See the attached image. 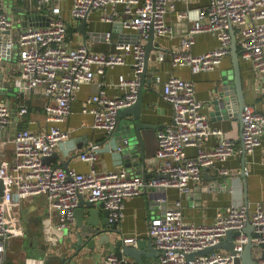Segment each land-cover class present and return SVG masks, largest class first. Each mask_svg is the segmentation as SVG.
Instances as JSON below:
<instances>
[{"label": "built area", "instance_id": "obj_1", "mask_svg": "<svg viewBox=\"0 0 264 264\" xmlns=\"http://www.w3.org/2000/svg\"><path fill=\"white\" fill-rule=\"evenodd\" d=\"M189 2L71 0L70 20L97 11L100 21L120 23L124 30L139 36L135 43L115 42L113 51H93L85 43L73 45L68 40V27L72 21L62 15V7L55 0L42 1L46 17L39 20L41 25L26 26L17 34L13 32L14 24L7 4L0 0V64L14 59L19 67L17 82L46 98L44 113L48 124L47 130L41 133L29 128L15 129L6 141L2 132L13 124L15 116L24 115L27 107L21 105L16 109L0 100V179L4 182L0 201V264L5 260L11 239L25 235L17 219L6 211V207L14 202L46 194L49 210L55 215V219L50 220L51 225L61 231H72L76 222L75 208L79 196H83L95 203H103L109 213V222L118 223L123 217L127 198L155 187H175L181 193L189 194L194 184L202 179L206 168L216 167L217 163L238 153L237 138L210 124L202 110L203 104L196 96L195 82L170 75L165 80L160 76L155 78L157 83L163 82L162 96L172 106L171 123L156 133V176L145 179L125 168L97 170L100 149L94 142L79 154V159L89 165L86 172L43 161L70 139V131L64 123L72 113V103L81 86L104 75L107 68L129 64L132 68L130 77L120 75L118 78L120 95L110 96L100 87L88 96L81 109L92 116L94 129L109 135L116 131L119 110L135 102L142 82L148 33L153 29L155 38L171 34L174 29L167 22L169 14L182 19L185 26L179 47L168 57L173 67H187L192 74L216 69L224 57L230 55L232 28L238 32L235 38L239 57L251 63L258 73L262 82L259 88L264 93V0H208L195 15L188 8H178L180 3ZM201 33L212 34L218 44L209 51L193 54L192 46ZM108 43H111L109 38ZM158 59L163 61L165 56L160 54ZM3 90L0 86V91ZM263 136L264 112L245 104L240 135L245 155L253 154ZM209 138L215 139L212 147L205 146ZM8 142L13 144L12 159L5 154ZM189 146L196 147L194 156L186 155L185 148ZM121 149V146L117 147L118 151ZM219 173L222 176L230 174L224 167L219 168ZM247 226H252L251 234L244 232ZM228 231L239 232L233 237L235 254L216 249L187 259L188 254L224 240ZM249 235H252L254 260L264 264V203L254 207L242 202L232 203L218 210L212 223H195L184 218L181 203L177 201L161 216L152 218L148 226V236L159 252L157 264H235ZM27 263L43 262L27 259ZM96 264H132V261L109 254Z\"/></svg>", "mask_w": 264, "mask_h": 264}, {"label": "crops", "instance_id": "obj_2", "mask_svg": "<svg viewBox=\"0 0 264 264\" xmlns=\"http://www.w3.org/2000/svg\"><path fill=\"white\" fill-rule=\"evenodd\" d=\"M42 1L44 0H31V6L34 9H38L39 6L43 8L45 5ZM55 2L60 3L62 15L69 22L72 21L70 20L71 0H55ZM207 3L208 0H190L188 4L180 3L178 8H188L195 15L197 9L207 5ZM6 4L7 7L10 5L17 9L22 7L23 0H10ZM13 8H11L13 17L10 14L9 16L13 21V32L15 33L26 26L18 20V13ZM167 22L174 30L164 38H155L154 44L156 48L151 50V54H156L157 58L149 59L148 61L144 77V92L142 94L143 110L141 119L144 122L158 126L151 136L144 138V153L148 157L146 160L150 159L151 163L149 167L150 176L153 177L158 174L154 162L157 150L156 133L159 128L161 129L172 121V106L163 98V82L157 83L155 80L157 76H160L162 80H165L170 75L193 80L195 82L196 96L202 102V110L207 115L210 124L237 138L238 153L224 162L217 163L216 167L206 168L203 171L202 179L194 184L189 194L181 193L175 187H155L147 189L145 193L138 196L127 198L124 202L123 217L117 226L121 231V236L125 239H150L148 226L151 219L161 216L166 208L173 207L177 201L181 203V211L184 218L195 223H212L218 210L232 203H245L244 181L240 177L243 157L240 139L241 120L238 119L236 111L233 110L232 112V109H229L230 112L224 115L219 110L216 111L215 105L212 103L215 96V86H217L222 74L232 68L231 56L224 57L216 69L197 74H192L187 67H173L168 57L170 52L179 47L180 38L185 34V26L184 21L177 18L175 14H169ZM79 24V20L70 22L68 40L73 45L85 43L93 51H113L115 42L123 41V39L128 40V38L124 37L134 34L114 26V24L100 21L99 12L97 11L88 14L85 32L77 29ZM237 33V30H235L234 35L237 36ZM107 35L109 36L110 44L108 43ZM217 44L218 41L212 34L201 33L197 35L191 52L193 54H201L213 49ZM160 54L165 56V60L161 61L158 59ZM239 59L245 104L252 105L257 111L264 112V93L259 88L262 85L261 78L255 72L251 63L243 61L240 57ZM0 65V86L4 87V90L0 93V100L7 101L16 109L21 105L27 107V112L24 115L14 117L13 124L6 127L2 132V137L6 141L9 140L11 132L15 129L29 128L38 133L47 130L48 124L45 122L44 113L46 98L28 89L24 84L17 82L19 67L14 59H9ZM131 73L132 68L129 64L114 66L107 68L104 75L97 77L93 82L81 86L72 103V113L64 123V127L70 131V139L57 148L54 153L55 156L49 164L57 167H63V164H66L67 168L86 172L89 169V165L79 159V154L87 150L89 144L94 142L99 145L100 149L99 159L96 163L97 170L107 171L121 168L128 170L124 165L121 151L117 150L118 146L122 147L123 145V141L117 131L118 127L111 135L102 130L94 129L92 127V116L84 114L81 109L88 96L96 93L100 87L105 89L110 96L120 95L121 91L117 86L118 78L120 75L130 77ZM100 82H102V85H99ZM230 105L232 106L234 103L231 102ZM223 112H226V108ZM128 119L126 117L118 120V126L122 121ZM6 144L5 154L9 159H12L13 144L11 142ZM214 144L215 139L209 138L205 146L212 147ZM185 153L189 157L194 156L196 147H186ZM220 167L228 169L229 176L220 175ZM129 173L133 174V172ZM245 177L247 205L254 207L257 203H264V136L261 145L254 150L253 154L245 156ZM228 181L231 184L230 186ZM198 187L200 189L196 190ZM6 211L8 215L17 219L18 223L23 227L25 235L11 239L7 245L3 264H28L27 259L37 263L38 261L43 262L42 264H61V259L73 252L69 249L67 241L64 242L67 245L57 248L51 242L45 241L46 235L43 232V220L46 218L49 220L55 219V215L49 210L46 194L14 202L6 207ZM99 218H103L102 209L99 210ZM73 227L72 231L66 232L71 234L76 240L75 233L79 229L76 226ZM66 232L65 234L68 235ZM109 254L105 246L96 245L94 250L84 248L81 249L78 257H75L70 264H96L97 261L102 260ZM158 256L144 257V264H157Z\"/></svg>", "mask_w": 264, "mask_h": 264}, {"label": "water", "instance_id": "obj_3", "mask_svg": "<svg viewBox=\"0 0 264 264\" xmlns=\"http://www.w3.org/2000/svg\"><path fill=\"white\" fill-rule=\"evenodd\" d=\"M4 3L9 2L10 0H3ZM13 8V7H11ZM15 9V8H13ZM18 13V20L24 24V26H39V20L45 19V15L43 14L42 7L39 9H34L31 6V0H23V5L20 8L15 9ZM86 19L87 16L78 19L80 21L78 30L81 32H85L86 27ZM114 26H118L122 29L121 24H114ZM231 44H230V56L232 59V68L227 72L222 74L221 79L219 80L217 86H215L214 90V100L212 103L215 105L216 111H220L222 113L228 114L232 111L237 112V117L241 120L242 124V112L245 106V98H244V90L243 83L241 80V72H240V59H239V50L236 43V38L234 35V30L231 28ZM16 34L18 32H15ZM123 41L119 42H128L132 43L137 42L139 38L138 34H130L125 36ZM130 38V39H129ZM155 32L153 29H150L148 33V39L145 44V56H144V70L142 73V82L134 103L130 106L125 107L118 112V120H122L124 118H129L126 121H122V123L118 126V133L120 134V138L123 141L121 154L123 156L124 165L128 168L129 172H133V175L141 176L145 179H150L151 176L149 174V167L151 165L150 159L144 153L145 143L144 138L147 136H151L153 131H156L158 126L156 124H151L148 122H144L141 119L143 103H142V94L144 92V77L147 70V64L149 59H156V54H151V50H154L155 44ZM1 73V68H0ZM1 75V74H0ZM1 92V91H0ZM235 101V102H234ZM234 103V105H230ZM226 108V112L223 110ZM222 110V111H221ZM160 129V128H159ZM242 169L240 172V177H242L244 181V196H245V204L246 196H247V188H246V177H245V151L242 146ZM55 154L51 156H47L43 159L44 163H50L54 158ZM64 169H67L66 164H63ZM229 186L231 185L228 181ZM198 187L196 190H199ZM4 190V182L0 179V201H2V195ZM103 210V218H99V210ZM75 226L79 230L75 233L76 240L68 234L66 231H61L54 225H51V221L46 218L43 220L44 225V234L45 241L51 242L54 246L62 247L67 244H64L65 241L69 243V249L73 252L66 257L61 259V264H70L75 257L81 252V249L90 248L94 250L96 245L100 247L105 246V248L109 251L110 254H113L119 259H130L132 264H144V257L151 258L154 255H159L158 250L155 248L151 239L139 238V239H125L121 236V231L117 228L118 223H110L108 218V210L104 208L103 203H95L91 200H86L83 196H79V203L75 208ZM252 226H247L244 229V232L249 234L251 232ZM65 232L68 234L66 235ZM238 231H228L224 240L220 241L215 246L207 247L205 249L190 253L187 255V259H193L194 256L205 255L207 253L212 252L216 249H225L229 252L235 254L233 249V237L238 235ZM251 234V233H250ZM66 235V236H64ZM74 235V236H75ZM252 235H249V240L245 244L243 251L239 257H236L235 264H257L252 256V248L253 244L250 240ZM53 246V247H54ZM264 246V245H263ZM55 248V247H54ZM55 248V249H56ZM58 251V250H57Z\"/></svg>", "mask_w": 264, "mask_h": 264}, {"label": "rangeland", "instance_id": "obj_4", "mask_svg": "<svg viewBox=\"0 0 264 264\" xmlns=\"http://www.w3.org/2000/svg\"><path fill=\"white\" fill-rule=\"evenodd\" d=\"M8 10H10V11H9L10 16L13 17V13H12L11 6H10V5H8ZM55 247H56V246H55Z\"/></svg>", "mask_w": 264, "mask_h": 264}]
</instances>
